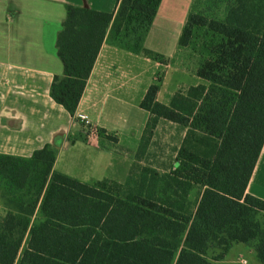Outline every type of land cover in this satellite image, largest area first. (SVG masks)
I'll list each match as a JSON object with an SVG mask.
<instances>
[{"label": "trees", "instance_id": "1", "mask_svg": "<svg viewBox=\"0 0 264 264\" xmlns=\"http://www.w3.org/2000/svg\"><path fill=\"white\" fill-rule=\"evenodd\" d=\"M162 1L119 0L114 13L67 5L57 40L64 72L51 98L75 116L106 40L164 59L145 48ZM215 2L193 8L179 42L188 48L201 33L196 75L207 84L165 105L157 79L141 103L151 115L143 148L159 120L187 129L179 166L170 175L145 169L125 194L114 182L55 172L50 144L30 158L0 154V264H219L237 244L264 264V200L247 193L264 146V4L227 0L218 16ZM192 185L204 189L194 217Z\"/></svg>", "mask_w": 264, "mask_h": 264}, {"label": "crops", "instance_id": "2", "mask_svg": "<svg viewBox=\"0 0 264 264\" xmlns=\"http://www.w3.org/2000/svg\"><path fill=\"white\" fill-rule=\"evenodd\" d=\"M118 1L0 0V154L30 158L50 144L58 151L55 172L87 184L107 180L123 189L128 184L138 187L145 169L170 175L179 166L178 152L187 129L159 120L149 143L142 146L151 115L141 108V103L157 81L160 62L154 58L121 49L106 40L75 116L51 98L54 77L64 72L57 40L67 16L66 6L114 13ZM208 2L163 0L146 38L147 50L167 60V67L174 65L162 80L157 96L165 105H170L178 92L207 83L197 77L196 68L190 75L191 83L181 90L179 81L188 80L187 76L172 64L181 48L180 39L178 49L163 54L150 47L153 30L158 23L168 21L177 26L178 36L182 35L180 28L184 30L193 8L203 11ZM177 3L183 4V9L173 10ZM171 79L176 83L170 89ZM84 120L105 130L107 136H88ZM203 191L202 187L192 185L188 215L194 217ZM247 193L264 200V146ZM5 214L0 199V218Z\"/></svg>", "mask_w": 264, "mask_h": 264}, {"label": "rangeland", "instance_id": "3", "mask_svg": "<svg viewBox=\"0 0 264 264\" xmlns=\"http://www.w3.org/2000/svg\"><path fill=\"white\" fill-rule=\"evenodd\" d=\"M219 2L218 4L216 2ZM227 0H210L208 4L212 5L215 2V11L214 14L218 16H222L225 11V3ZM256 2H260V4H264V0H255ZM174 6L175 9H183V4L177 3ZM221 14V15H219ZM163 26V27H162ZM177 26L176 25H170V22H166L159 24L156 29L153 30L152 37L149 40L150 47L156 51H159L163 54L166 53H173L176 49H178V41L180 39V36H178V33L176 32ZM181 32L179 34H182L183 28H180ZM200 38H195L192 42L191 46L188 48H179V52L175 55V60L172 64H176L177 67H179V72L183 75H186V79L184 82L179 81L180 88L183 90L184 88L188 87V84L191 83L190 75H192L196 68L198 67L200 60H201V46L203 42V38L201 37V33L199 35ZM157 62V68L156 71V80L161 79L164 80L167 73L172 69L170 67H167V60L165 59H156ZM188 82V83H185ZM175 79H171V83L169 84V87L171 89V85L175 84ZM187 85V86H186ZM179 88V89H180ZM167 96L168 94H164ZM137 187V186H136ZM134 186H131V184H128L123 189L125 194L134 190ZM134 188V189H133ZM200 192L195 193L194 197L197 198ZM242 260L247 261L246 264H261L257 258L254 252L250 250V248L243 244H237L234 245L231 251L229 252L227 259L225 261L220 262L219 264H244Z\"/></svg>", "mask_w": 264, "mask_h": 264}, {"label": "built area", "instance_id": "4", "mask_svg": "<svg viewBox=\"0 0 264 264\" xmlns=\"http://www.w3.org/2000/svg\"><path fill=\"white\" fill-rule=\"evenodd\" d=\"M83 123H85L86 127L88 128V136L90 137H98L99 136V132L98 129L91 126L90 123L86 120L83 121Z\"/></svg>", "mask_w": 264, "mask_h": 264}]
</instances>
